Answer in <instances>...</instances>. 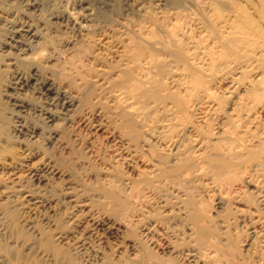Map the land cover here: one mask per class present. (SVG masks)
Wrapping results in <instances>:
<instances>
[{
  "label": "bare ground",
  "instance_id": "bare-ground-1",
  "mask_svg": "<svg viewBox=\"0 0 264 264\" xmlns=\"http://www.w3.org/2000/svg\"><path fill=\"white\" fill-rule=\"evenodd\" d=\"M156 1L162 9L138 12L133 20L105 17L97 22L92 13L83 12L65 17L77 24L80 35L77 51L73 50L75 43L66 44L70 57L87 65L83 83L89 90L82 97L67 94L66 90L65 93L55 86L56 82L39 77L35 71L29 76L30 81L15 73L12 84L34 85L38 91L60 100L66 112L75 109L65 119L87 130L88 157L97 153L94 140L109 144L102 149L107 156L100 158V184L107 192V202L119 210L121 217L92 218V225L121 240L132 229L136 232L132 240L115 244L108 257L98 255L94 262L86 260L83 264H176L177 246L172 243L160 246L156 241L164 222L184 225L185 242L190 247L186 255L204 252L206 264L220 261L230 264L233 259L243 258L240 253L237 255L236 246L223 228L200 208L191 185L200 176L217 181L216 177L233 174L243 162H264V128L246 139L242 134L248 130L238 131L235 127L241 112L246 113L250 108L264 110V65L252 79L242 78V63L250 56L260 60L263 55L260 46L264 43V0L256 7L246 0L241 3V0ZM35 5L34 2L31 7ZM59 16L64 19L63 15ZM12 26L4 34L0 47H6L4 53L18 61L28 57H24L26 51L35 47L30 46V39L40 36L28 25L15 29ZM24 36L30 38V45L22 39ZM11 48L16 52L8 51ZM46 55L40 60L47 63L54 59L50 52ZM3 60L0 61V132L7 117L1 101L7 92L2 86L1 71L12 62ZM226 78L229 85L221 91L214 90ZM201 103L213 113L222 114L228 125L206 133ZM11 104L25 107L27 103ZM56 117V113L48 112L45 120L50 125ZM49 134L50 140L59 136L53 127ZM42 168L44 165L28 167L27 173L39 179ZM22 188H0V232H4L5 221L2 206L28 204L32 200L31 193ZM254 189L259 198L254 210L257 213L264 205V185ZM157 193L164 199L172 196L174 200L170 203L164 200L154 208L150 197ZM35 232L40 235L38 241L44 250L53 249L56 254L54 241L41 236L38 229ZM37 251L42 254L40 249ZM5 261L0 254V264Z\"/></svg>",
  "mask_w": 264,
  "mask_h": 264
},
{
  "label": "rangeland",
  "instance_id": "rangeland-1",
  "mask_svg": "<svg viewBox=\"0 0 264 264\" xmlns=\"http://www.w3.org/2000/svg\"><path fill=\"white\" fill-rule=\"evenodd\" d=\"M244 1L241 0L239 3ZM247 1L251 7H256L260 5L261 0ZM34 2L36 5L31 7ZM160 8L156 0H0V17L5 18V21L0 18V42L3 41L4 34L11 30L12 25V29L19 25H28L40 36V40L36 39L37 41L26 36L22 37L28 45L30 39V46L35 45V47L26 51L24 57H28L24 59L18 57V61L14 60L11 54L4 53L6 47H0V61L5 59L13 62L10 63L9 68L7 67L8 69L1 71L2 86L7 89L4 93L7 96L3 95L1 101L3 100L4 114L7 117L3 132H0V188L23 187L22 189L27 193L33 194H29L32 200L28 204L2 206L5 221L3 220L4 232H0V254L5 257L4 264H83L86 260L94 262L98 255L105 254L104 256L108 257L115 244H121L124 239L125 242L133 239L135 229L125 233L124 239L121 240L120 237L115 239L104 234L101 229L92 225V218L121 217L119 210H114L116 207L107 202L109 200L107 192L100 184V158L107 156L103 154L102 149L109 145L108 142L94 140L97 153L88 157L85 151L87 130L74 122L70 124L65 119L75 109L66 112L61 107L60 100L52 97L50 93L44 94L38 91L34 85L20 87L12 83L15 82L13 77L15 73H21L24 78L31 80L29 76L35 71L39 77L56 82L55 86L64 89V92L66 90L67 94L82 97L86 90L87 92L89 90L83 83V77L88 72L87 65L70 57L71 53L69 54L66 44L69 41L75 43L73 50L77 51L80 49L78 46L80 35L77 24L66 20L65 17L77 16L83 12L92 13L91 17L96 21L105 17L109 20L125 18L133 20L138 12H154ZM59 15H63L64 19ZM41 44L43 48L40 47ZM260 47L263 52L260 60L250 56L242 63L244 81L252 79L254 74L259 73L263 68L264 43H261ZM8 51L12 52V48ZM14 52L16 50L13 49L12 53ZM49 52L54 59L45 63L43 59ZM233 74L234 72H231V75ZM226 79L222 82L221 79L214 90L221 91L228 86ZM13 101L27 104L25 107H16L11 104ZM201 104L206 133H214L223 125H228L224 123V119L222 120V114L213 113L204 103ZM48 112L57 114L50 125L45 120ZM237 119L235 120L237 130L241 128L248 130L242 134L246 139L252 137L261 127L264 128V110L261 109L250 108L246 113L241 112ZM255 123L256 127L253 126ZM52 127L59 133L56 140L49 138ZM116 143L115 145H118ZM43 165L44 169H41L39 179L27 173L28 167L36 168ZM240 166L235 170L236 172L233 171V174L216 177L217 181L200 176L193 181L191 185L193 190L191 187L190 189L192 194L197 196L203 212L223 228L227 238L236 246L237 255L241 254L242 260L233 259L230 264H264V205L257 213L254 211L259 199L254 186L264 185V162L248 161ZM171 197L168 195L164 199L158 193L154 194L150 197V205H154L155 208L165 202L164 200L173 202L174 199ZM27 221L32 224L28 225ZM167 224L168 222H164L158 229L156 241L160 246H165L167 243L177 246L178 253L174 258L176 264H206L207 262L204 261L206 258L202 256L204 252L196 256L186 255L190 247L185 242L184 225L181 222ZM37 229L40 234L42 233L41 236L44 235L45 238L54 241L56 254L53 253V249L47 248L46 251L40 245L38 239L40 235L35 232ZM29 245H32L30 249ZM38 249L42 254L37 251ZM58 250L61 253L58 254ZM62 252L65 256L61 255ZM219 264L224 263L220 261Z\"/></svg>",
  "mask_w": 264,
  "mask_h": 264
}]
</instances>
